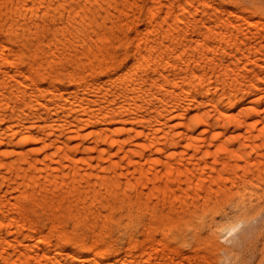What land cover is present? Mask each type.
<instances>
[{
  "label": "bare ground",
  "instance_id": "6f19581e",
  "mask_svg": "<svg viewBox=\"0 0 264 264\" xmlns=\"http://www.w3.org/2000/svg\"><path fill=\"white\" fill-rule=\"evenodd\" d=\"M0 264H264V3L0 0Z\"/></svg>",
  "mask_w": 264,
  "mask_h": 264
},
{
  "label": "snow or ice",
  "instance_id": "6c2138e0",
  "mask_svg": "<svg viewBox=\"0 0 264 264\" xmlns=\"http://www.w3.org/2000/svg\"><path fill=\"white\" fill-rule=\"evenodd\" d=\"M127 39L129 41H132V44L129 47V49H128L127 52H124L123 51V46H121L120 55L127 56L129 59L122 66H120V68L118 69V73L117 74L122 73L125 69H127L130 66V64L133 62V58L134 59H139V55H140L139 51H133L134 49H136L138 47L137 40H139V38L138 37H135V32L133 31L127 37Z\"/></svg>",
  "mask_w": 264,
  "mask_h": 264
},
{
  "label": "rangeland",
  "instance_id": "374dc122",
  "mask_svg": "<svg viewBox=\"0 0 264 264\" xmlns=\"http://www.w3.org/2000/svg\"><path fill=\"white\" fill-rule=\"evenodd\" d=\"M258 1H260L261 3H264V0H258Z\"/></svg>",
  "mask_w": 264,
  "mask_h": 264
}]
</instances>
